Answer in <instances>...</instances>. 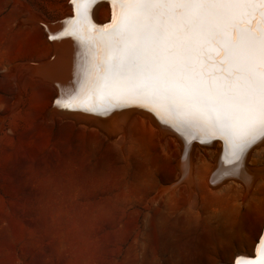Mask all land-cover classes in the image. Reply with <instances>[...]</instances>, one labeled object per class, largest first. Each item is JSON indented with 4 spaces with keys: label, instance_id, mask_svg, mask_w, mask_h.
I'll list each match as a JSON object with an SVG mask.
<instances>
[{
    "label": "rangeland",
    "instance_id": "obj_1",
    "mask_svg": "<svg viewBox=\"0 0 264 264\" xmlns=\"http://www.w3.org/2000/svg\"><path fill=\"white\" fill-rule=\"evenodd\" d=\"M69 3L0 0V264H85L89 227L109 248L117 235L131 237L154 189L175 173L177 140L146 110L73 115L30 69L51 56L43 27L69 18ZM119 116L125 120L115 133L111 120ZM228 197L195 199L191 209L199 215ZM184 205L169 197L161 206Z\"/></svg>",
    "mask_w": 264,
    "mask_h": 264
},
{
    "label": "snow or ice",
    "instance_id": "obj_2",
    "mask_svg": "<svg viewBox=\"0 0 264 264\" xmlns=\"http://www.w3.org/2000/svg\"><path fill=\"white\" fill-rule=\"evenodd\" d=\"M71 2L64 34L90 60L77 95L58 105L145 108L183 135L219 138L229 162L264 141V0H108L112 22L102 27L89 15L96 0ZM258 240V255L236 254V264H264Z\"/></svg>",
    "mask_w": 264,
    "mask_h": 264
},
{
    "label": "bare ground",
    "instance_id": "obj_3",
    "mask_svg": "<svg viewBox=\"0 0 264 264\" xmlns=\"http://www.w3.org/2000/svg\"><path fill=\"white\" fill-rule=\"evenodd\" d=\"M96 1L89 6V15L92 23L102 27L112 22V8L108 0ZM69 6L68 11L63 12V16L69 15V18L48 22L43 27L47 36L53 37L49 41L51 56L34 69L28 65L36 76L53 85L62 104L68 103L79 92L90 60L86 45L64 34L72 22L71 18L75 17V6L72 3ZM31 17L39 24L44 22L36 14ZM141 109L155 118L159 123V127L156 126L158 130L168 138H176L175 173L154 189L145 210L148 217L142 220V226L134 230L131 237L117 235V241L109 248L102 238L92 236L89 227L84 263L236 264V254L251 258L257 256L258 237L264 236V204L259 205V194L264 192V141L257 140L239 161L229 162L225 159L223 141L219 138L201 142L162 123L153 112ZM65 110L89 118L101 115L79 107ZM124 120V116L111 120L112 132L120 131ZM222 195L229 197L216 208L202 209L199 215L191 209L195 199L207 200ZM169 197L182 198L185 205L178 211H165L161 205Z\"/></svg>",
    "mask_w": 264,
    "mask_h": 264
},
{
    "label": "water",
    "instance_id": "obj_4",
    "mask_svg": "<svg viewBox=\"0 0 264 264\" xmlns=\"http://www.w3.org/2000/svg\"><path fill=\"white\" fill-rule=\"evenodd\" d=\"M96 3H97V1H96ZM93 5H94V4H93ZM93 5H92V6H93ZM71 19H73V17H72ZM108 23H110V22H108ZM108 23H107V24H108ZM67 109H68V108H67ZM107 117H108V116H105V117H102V118L105 119V118H107ZM255 257H256V256H255ZM255 257H254V258H255Z\"/></svg>",
    "mask_w": 264,
    "mask_h": 264
}]
</instances>
